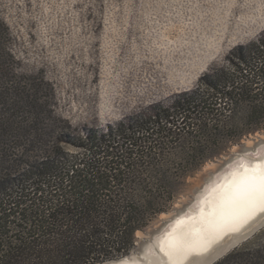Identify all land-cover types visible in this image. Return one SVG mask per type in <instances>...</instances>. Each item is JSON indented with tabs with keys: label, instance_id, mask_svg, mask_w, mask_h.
<instances>
[{
	"label": "trees",
	"instance_id": "trees-1",
	"mask_svg": "<svg viewBox=\"0 0 264 264\" xmlns=\"http://www.w3.org/2000/svg\"><path fill=\"white\" fill-rule=\"evenodd\" d=\"M8 39L0 19V108L17 78ZM227 62L170 105L106 130L64 135L77 152L55 145L50 155L32 156L27 149L24 164L11 142L31 131L19 121L20 107L1 109L0 264H105L128 256L137 233L171 209L185 179L225 144L264 126V33L233 49ZM29 105L36 125L43 123ZM215 264H264V228Z\"/></svg>",
	"mask_w": 264,
	"mask_h": 264
},
{
	"label": "rangeland",
	"instance_id": "rangeland-1",
	"mask_svg": "<svg viewBox=\"0 0 264 264\" xmlns=\"http://www.w3.org/2000/svg\"><path fill=\"white\" fill-rule=\"evenodd\" d=\"M0 19L9 31L17 77L7 85L8 103L0 110L21 108L19 121L31 134L11 145L24 164L27 149L32 156L50 155L55 145L77 152L61 141L64 135L106 130L195 90L201 77L228 66L233 49L264 33V0H0ZM29 103L43 123L36 125ZM38 145L42 152L33 148ZM263 158L264 126L225 144L184 180L171 209L137 233L122 264H148L137 247L170 224L175 209L190 205L194 212L206 188L230 166ZM263 228L264 215L248 238Z\"/></svg>",
	"mask_w": 264,
	"mask_h": 264
},
{
	"label": "bare ground",
	"instance_id": "bare-ground-1",
	"mask_svg": "<svg viewBox=\"0 0 264 264\" xmlns=\"http://www.w3.org/2000/svg\"><path fill=\"white\" fill-rule=\"evenodd\" d=\"M236 164L206 188L193 208L194 212L189 207L187 210L191 213L184 212L165 225L155 240L157 250L150 244L141 255L148 264H197L196 257L209 252L227 235L239 232L264 212V204L239 206L244 169H264V158L253 163L242 161ZM194 243L200 245L199 254L186 251ZM205 243L207 247L203 246ZM126 261L125 258L113 264ZM128 261L127 264H143L142 261Z\"/></svg>",
	"mask_w": 264,
	"mask_h": 264
},
{
	"label": "water",
	"instance_id": "water-1",
	"mask_svg": "<svg viewBox=\"0 0 264 264\" xmlns=\"http://www.w3.org/2000/svg\"><path fill=\"white\" fill-rule=\"evenodd\" d=\"M198 194H199V190L198 189L194 190L193 202L195 201ZM189 207H190V205H186L183 208L175 209V211H174L175 215L171 218V220L178 217L182 213L186 212ZM263 215H264V212L260 213L258 215V217H256L254 220H252L251 223H249L247 226L242 228L239 232L231 233V234L227 235L222 241H220L218 244H216L209 252L204 253L199 257H196L197 258V264H215L221 258L226 256L229 252H231L235 248L239 247V245L242 244L241 242H245V241H247V239H249L248 238L249 234L252 231V230H249V228L253 225L255 220L261 218ZM163 228L164 227H162L161 229H158L156 231L151 232L150 233V239L148 241L141 242L139 245L137 244L138 245L137 250L139 251V253L141 255L144 252L145 248L150 244L154 246L155 250H157L155 240L158 237V235L162 232ZM123 259H125V258H123ZM116 262H118V261H111V262H108L105 264H113Z\"/></svg>",
	"mask_w": 264,
	"mask_h": 264
},
{
	"label": "snow or ice",
	"instance_id": "snow-or-ice-1",
	"mask_svg": "<svg viewBox=\"0 0 264 264\" xmlns=\"http://www.w3.org/2000/svg\"><path fill=\"white\" fill-rule=\"evenodd\" d=\"M253 203L264 204V169L245 168L240 181V204L239 206L251 205ZM207 247V243L203 245ZM200 245L192 244L186 251L199 254Z\"/></svg>",
	"mask_w": 264,
	"mask_h": 264
}]
</instances>
